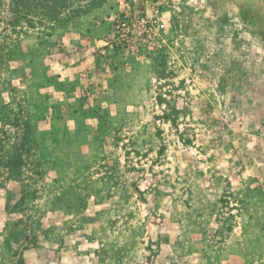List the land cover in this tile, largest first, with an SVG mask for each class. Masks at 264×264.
<instances>
[{
  "label": "rangeland",
  "instance_id": "374dc122",
  "mask_svg": "<svg viewBox=\"0 0 264 264\" xmlns=\"http://www.w3.org/2000/svg\"><path fill=\"white\" fill-rule=\"evenodd\" d=\"M0 264H264V0H0Z\"/></svg>",
  "mask_w": 264,
  "mask_h": 264
},
{
  "label": "trees",
  "instance_id": "16d2710c",
  "mask_svg": "<svg viewBox=\"0 0 264 264\" xmlns=\"http://www.w3.org/2000/svg\"><path fill=\"white\" fill-rule=\"evenodd\" d=\"M28 136H29V129H28V127H27V129H26V134H25V136H24V140H23V142L20 144V146L22 147V149L25 148V146L29 144ZM12 165H13V164H12Z\"/></svg>",
  "mask_w": 264,
  "mask_h": 264
}]
</instances>
